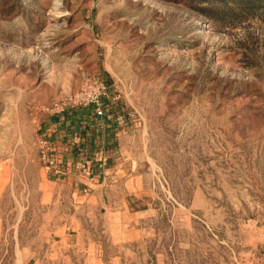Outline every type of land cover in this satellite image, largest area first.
I'll use <instances>...</instances> for the list:
<instances>
[{
	"label": "rangeland",
	"instance_id": "rangeland-1",
	"mask_svg": "<svg viewBox=\"0 0 264 264\" xmlns=\"http://www.w3.org/2000/svg\"><path fill=\"white\" fill-rule=\"evenodd\" d=\"M251 3L0 0V262L8 227L38 212L50 120L101 86L135 136L121 168L139 243L174 264L264 258V0Z\"/></svg>",
	"mask_w": 264,
	"mask_h": 264
},
{
	"label": "crops",
	"instance_id": "crops-1",
	"mask_svg": "<svg viewBox=\"0 0 264 264\" xmlns=\"http://www.w3.org/2000/svg\"><path fill=\"white\" fill-rule=\"evenodd\" d=\"M49 124L38 212L23 211L8 227V264H174L136 239L142 216L121 168L135 136L124 123L76 108ZM112 172L119 179L108 180Z\"/></svg>",
	"mask_w": 264,
	"mask_h": 264
},
{
	"label": "built area",
	"instance_id": "built-area-1",
	"mask_svg": "<svg viewBox=\"0 0 264 264\" xmlns=\"http://www.w3.org/2000/svg\"><path fill=\"white\" fill-rule=\"evenodd\" d=\"M101 87H102V91L97 93V94L92 95L91 93H88L87 100H83V102H81V104L84 105L83 107H85V108L92 107L94 113L97 114L98 116L110 117V115L106 114V110L104 109L105 108L104 107V105H105L104 101L99 99V96H104V97L108 96L106 87L105 86H101ZM43 152L46 154L45 149Z\"/></svg>",
	"mask_w": 264,
	"mask_h": 264
},
{
	"label": "trees",
	"instance_id": "trees-1",
	"mask_svg": "<svg viewBox=\"0 0 264 264\" xmlns=\"http://www.w3.org/2000/svg\"><path fill=\"white\" fill-rule=\"evenodd\" d=\"M240 1H242L244 3H247L248 4V7L252 8L253 7V4L251 2H254L255 1V3H257V2H259L261 0H240ZM88 108H90V110H92V107H88Z\"/></svg>",
	"mask_w": 264,
	"mask_h": 264
}]
</instances>
